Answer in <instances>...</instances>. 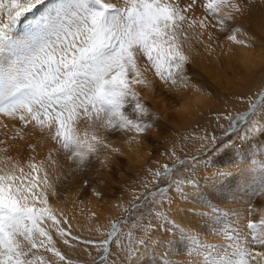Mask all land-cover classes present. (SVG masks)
<instances>
[{"label": "snow or ice", "instance_id": "obj_1", "mask_svg": "<svg viewBox=\"0 0 264 264\" xmlns=\"http://www.w3.org/2000/svg\"><path fill=\"white\" fill-rule=\"evenodd\" d=\"M198 3L53 0L26 35L16 36L17 20L45 0H0V117L12 124L9 136V124L0 121V264H72L53 233L64 245L74 241L82 248L87 259L81 264H149L142 257L161 250V264H174V256L180 264H264V207L258 210L249 199L243 215L222 210L217 202L229 196L239 203L236 176L213 159L264 137V88L248 99L246 111L223 117L229 123L222 135L205 130L182 135L179 147L174 141L164 153L172 165L148 168L134 180L143 191L130 192L128 203L117 205L123 215L106 231L73 235L67 217L53 208L67 181L96 165V171L112 170V157L123 153L110 137L131 143L157 128L160 118L150 115L141 95L155 87L149 71L163 87L187 90L186 49L194 42L210 48L225 39L253 47L241 21L251 15L254 0H207L199 18ZM32 136L50 145L39 160L37 144L8 143ZM82 183L90 187L87 179ZM260 188L253 195L264 196V181ZM91 193L103 198L96 187ZM205 234L217 242L201 240Z\"/></svg>", "mask_w": 264, "mask_h": 264}, {"label": "rangeland", "instance_id": "obj_2", "mask_svg": "<svg viewBox=\"0 0 264 264\" xmlns=\"http://www.w3.org/2000/svg\"><path fill=\"white\" fill-rule=\"evenodd\" d=\"M256 1L258 2L259 10L262 11L260 13L264 14V0H256ZM45 12H46V9L44 7H41L39 8V10H35V15H33V13L27 14L25 15L24 19L41 18ZM248 19L249 17L245 15L241 23L244 29L249 33V37H254V39L250 40V43H252L253 47L249 49H251L252 51H259V52L264 53V30H262L259 27L256 28L254 24L251 25L252 22ZM240 38H245V37H240ZM221 40L214 41L211 47L209 48V51L207 52V55L217 54V56L215 55L214 57H202V58L199 57V54H198L200 51L199 45L192 49L197 55V57L196 58L192 57V62H190L188 66L187 75L191 77V87L189 88V90L196 89V91L201 92L203 95H206L207 97V105L203 109L198 110V115H196L195 121H193L195 122L193 124V127L195 128L196 131L193 133V130L189 128V130L188 129L184 130L185 132L184 131L181 132L182 130H180L181 134L175 133V131H173L174 127L171 126V122L173 121L171 117H169L167 121H164L163 127L166 130L163 131V133H161V131L159 130L161 126L160 127L157 126V128L153 129L158 134H160V139H157V141H155L153 144L150 142L152 146H155V148L151 152L150 161L148 163H144L142 166L145 172H142L140 169H138L135 171H128L126 173L125 172L117 173L116 167L118 166L116 167L114 166L112 170H114L115 173L114 174L110 173L109 176L113 178V181H114L113 183L119 187L114 188V192H115L114 196L111 195V197L109 198L103 197L102 200H100V203L108 199V200H112V202H115L117 205L127 204L128 201L131 199L130 192L142 191L141 190L142 188L140 187V185L138 183H133V181L146 176L147 175L146 169L151 168L155 170L157 168H160V166L163 164H168L169 166L172 165L173 161L170 160L168 156L165 155L164 153H166V151L172 147V143L174 141L177 142V145L179 147L180 137L182 135L187 136L191 134L193 137H195L197 135H202L205 130L209 134H212V135H216V136L222 135L223 130L227 128L228 123H229L226 119H223V117L228 114H232L234 116L239 112L246 111L248 108V99L249 98L253 100L256 99V94L261 90V88H264V59L263 61L260 60L262 64L258 66L255 72L252 71V74L251 73L244 74L245 70L241 66V63L237 61V57L235 59L234 54L232 53H230L231 55L227 54V51L223 47V39ZM210 51L214 54H211ZM193 68L198 72V74L197 72H195ZM151 75L152 77L154 76L153 72L149 71L148 73V78L150 77L149 79H151ZM151 80H153L154 84L156 85L154 90L156 91L158 89L157 92L159 93L161 92L159 90L162 89L163 91L161 93L164 95L163 97H165L167 101H169L170 103L172 102V104H175L174 99L176 98L175 101L177 100V97L175 96L176 93L174 92L175 94L173 93L174 95L173 96L170 92V90L172 91V89H168V88L165 89V87H163L162 84L160 85V83L155 78H152ZM246 88H249V89H246ZM173 90L178 91L180 89H173ZM245 90H248V92H246ZM185 91L186 90L184 91L181 90V93L183 94V92ZM145 92H146V88L142 90L141 95L143 96ZM239 95H243L244 97L243 101H240L237 99V96ZM143 99H144V102L147 103L146 105L152 106L151 101H148L146 97H144ZM128 111L130 112V108L128 109ZM213 120L215 122H218V125L216 126V128H215V125H213L215 123L210 124V122L211 121L213 122ZM221 125L223 127H220ZM195 147H198V142L189 144V150L192 148L195 149ZM190 152L192 151L190 150L189 153ZM178 155H181V158L183 157V153H180L179 151H178ZM125 159L126 158L123 159L124 161L123 160L117 161L119 166L122 167L126 165ZM213 159L218 161V166L222 170L230 169L232 166H236L235 171L233 170L230 171L234 175H236L235 172L238 166L236 161L241 160V163H245L246 165H248L247 169L249 171L246 170L247 172L259 173L258 175L261 178V181H264L263 179L264 178L263 177L264 176V137H257L253 139L250 146H247L244 148L238 147V148L231 149V153L227 156H224L223 153L219 154V156H216L215 154H213ZM249 166H252V167L249 168ZM241 168L243 170L245 169V167H241ZM160 170L162 171L163 169L161 168ZM104 172L105 170H102L100 171V174L103 175ZM101 175L100 177L103 178L101 179V181L104 182V180L107 178ZM134 177H136V179H134ZM86 179L89 181L88 178ZM254 182L259 183L258 181H254ZM257 183L255 184L257 185ZM235 187L236 186L234 185V189ZM260 190L261 188L260 189L257 188V190L255 189L251 191L249 190L245 191L247 196L249 195L246 198L247 201H249V199L252 198L251 199L252 204L255 207L257 206L256 207L257 209L259 208L261 209L262 207H264V197L253 195V193H258ZM70 191L61 193L60 198L57 199L56 204L60 205L61 202L65 201L70 195L71 193ZM241 195H238V197H236L239 203H233V200L226 199L227 201L223 200V201L217 202L218 206L222 210H229V209L236 208L240 211L241 215H243L244 208L247 206V204L244 203L243 198H241ZM228 204L229 205L231 204V205L229 206ZM53 206L56 207V205H53ZM65 207H66V203L64 202V205L60 208L64 209ZM101 207L102 206L98 205V206H95L94 209L87 208L88 210L87 212H90V213L92 211L99 212L101 210L102 216L106 218L107 222L108 220L110 222L112 220L119 219L123 215L121 209L117 207L119 210V213L115 215L112 219L111 214L109 212V207L104 206L102 209ZM57 212H59V208H57ZM110 217H111V220L109 219ZM252 218L253 220L258 222L260 216L255 215ZM45 226L51 227V222H48L47 225ZM107 226L108 224H106L104 221V224L100 223L96 228H99L103 232L107 230L108 228ZM70 231L72 232L71 229ZM85 232H87V227L84 233ZM93 234H96V233L94 232ZM84 237L86 236L84 235ZM74 244L76 245V242L70 241V245H72L71 249L75 248ZM65 248L68 249L67 245H65ZM60 251L62 252L63 250L60 249ZM113 251L115 252V246H113ZM63 254L67 257L68 260L72 262V264H81L82 261L87 259V258L83 259L84 257H81L83 255L77 256L75 253L72 252V250L71 251L69 250L66 254L65 253ZM93 254L95 255L96 253H93ZM46 258H47V255H46Z\"/></svg>", "mask_w": 264, "mask_h": 264}, {"label": "bare ground", "instance_id": "obj_3", "mask_svg": "<svg viewBox=\"0 0 264 264\" xmlns=\"http://www.w3.org/2000/svg\"><path fill=\"white\" fill-rule=\"evenodd\" d=\"M206 2H207V0H199L198 10L195 13V15L198 18L202 17L204 15L205 10H204L202 5ZM52 4H53V0H45V4L43 7L47 10L52 6ZM260 12H262V11L259 10L258 2L256 0H254V4L250 9L251 15L250 16L247 14L246 15L249 17L248 20H250L252 22L251 25L254 24L256 28L259 27L262 30H264V14H262ZM31 13H33V15H35V10H33V12H31ZM27 14H30V13H25L24 16H21L17 20V22H16V24L12 30L14 35H16V36L26 35L30 31L32 26H34L36 24V22L40 19V18H30V17H29L30 19H24L25 15H27ZM205 44H207V41H205ZM198 45L200 47L199 48L200 51L198 53L199 57L202 58V57H214L215 55L217 56V54L207 55V52L209 51V47H205V45H201V44L194 42L193 47L186 49L187 54L190 57V62H192V57H194V58L197 57V55L195 54V52L192 49ZM223 47L227 51L228 55H231L230 53H232V54H234L235 59L237 57V61L241 63V66L245 70L244 74H247V73L252 74V71L255 72L257 70L258 66L260 64H262V62H260V60L263 61V59H264V53L259 52V51H252L249 48H244V47H241L239 45H233L232 43H230L224 39H223ZM210 53L214 54L211 51H210ZM201 58H199V59H201ZM240 63H239V65H240ZM194 70H193V72H194ZM195 72H197V71L195 70ZM197 74H198V72H197ZM152 78L157 79V81L161 85V82L159 81L158 78H156L155 76L152 77V75H151V79ZM158 82H156V83H158ZM154 89H155V87H152L151 85L149 87H147L146 92L143 94V98L146 97L148 99V101H151L152 106H148V105H146L147 103L144 102L145 105L149 108L150 115L151 116H158L160 118L157 126H159V127L164 126V121H167V119H169V117H171V119H173V121L171 122V126L174 127L173 131H175V133L181 134V132H183L186 129L189 130V128L192 129L193 133H194L196 130L193 127V124L195 123L193 121H195V117H196V115H198V110L203 109L207 105L206 95H203L201 92L196 91V89L195 90L194 89H190V90L188 89L185 92H183V94L181 93V90L174 91L172 89V91L170 90L171 94L173 95V93L175 92L176 93L175 96L177 97L176 101H175L176 98L175 99L173 98L175 104H172V102L170 103L169 101H167V99L165 97H163L164 95L161 93L163 91L162 89L159 90V91H161L159 93L157 92L158 89L156 91ZM246 89H249V88H246ZM245 91L248 92V90H245ZM168 93H169V91H168ZM168 96H167V98H168ZM163 115H164V117H163ZM0 121H2L3 123L9 124L8 135L11 136L12 135V124H11V122L9 120L5 119L4 117H0ZM211 123L212 124L215 123V124H213V125H215V128L218 125V122H215L214 120H213V122L211 121L210 124ZM180 130H182V131L180 132ZM170 131H171V129H170ZM131 135H135V134L134 133L128 134V136H131ZM4 136H5V130L2 127H0V139H4ZM110 139H112L114 141L116 146L120 147V149L123 153V155H114L112 157V160H111L112 169L114 166L115 167L118 166V167H116L117 173H122V172L126 173L128 171H135L138 169H140L142 172H145V170L142 166L144 163H148L150 161L151 152L155 148V146H152L151 143L153 144L155 141H157V139H160V134H158L156 131L153 130L148 135H146L144 137L137 136L136 140L132 141L131 143H125L124 142L125 139H127V137L117 136V137H110ZM137 141H139V143H137ZM8 143L16 145V148H19L21 146V144H23V145H27L28 143L37 144V153H38L37 160L43 158L46 155L47 148L50 146L46 142H42L37 136H32L31 138H26L23 142L9 141ZM16 148H10V154H15ZM190 150L192 152H190L189 154H195V152H194L195 149L192 148ZM124 158H126L125 159L126 165L121 167V166H119L117 161H122ZM236 163L238 166H237L236 172H235L236 180L234 181V185L236 187H235L234 191H235L236 197H238V195L242 194L241 198H243L244 203H246L247 202L246 198L249 195L247 196L245 191L246 190L251 191V190H255V189L257 190V188L260 189L261 178L258 175L259 173L247 172L246 170H248L247 169L248 165H246L245 163H241V160L236 161ZM239 164H240V166H239ZM99 167H100L99 165H96L93 168H90L89 170H87L85 173L79 174L75 179L67 181L63 185V187L61 188V193L69 192L70 190H71L70 191L71 193L65 201L61 202L60 205L56 204L57 199L52 201V204L56 205V207L59 208V212H57V208L53 206L54 210H56L58 217H59L60 212H62L67 217L68 223L71 225L70 229L72 230L73 235H82V236L85 235L86 237H89V236L95 237L96 234H93L94 232L89 233V231H88L89 228L96 229V227L100 223L104 224V221L106 224H108L107 227L110 226L109 220H108V222L106 221V218L104 216H102L101 210L99 212L92 211L90 213V212H87L88 211L87 208L94 209L95 206L99 205V206H102L101 207V209H102L104 206H108L112 219L115 215H117L119 213V210L117 208V204L115 202H112V200L106 199L100 203V200H102V199H97L96 197L91 195L92 194L91 193V187H96L98 190H100L103 193V197L109 198V197H111V195L112 196L115 195L114 188L119 187L113 183L114 182L113 178L111 176H109L110 173H113V174L115 173L114 170L110 171L108 168H102L100 171L105 170V172L103 175H101L100 171H96V168H99ZM235 167L236 166H232L230 169H224V170L235 171ZM241 167H245V169L243 170ZM250 167H252V166H249V168ZM100 175L107 178V179H105L104 182L101 181V179H103V178H101ZM86 178L89 179L90 187H88V188H85L83 186V183H82V180L86 179ZM134 179H136V177H134ZM201 181L203 183V180H201ZM254 181H258L260 184L257 182H254ZM255 183H257V185H259V186H257ZM141 190L143 191V189H141ZM227 200H232V197L229 196L227 198ZM64 202L66 203V207L64 208V209L67 208L66 210L60 208L64 205ZM229 202H231V201H229ZM232 205H233V203H232ZM242 205H243V203H242ZM111 217L109 218L110 220H111ZM243 223L246 224V221H244ZM65 226H67V225H65ZM86 227H87L88 233L87 232L84 233V231L86 230ZM53 235H54V239H57V246H59L60 249L63 250L62 251L63 253L66 254L69 250L70 251L72 250V252L75 253L77 256L83 255V256H81V257H84L83 259L87 258L86 255L83 254L82 248L80 246H76L74 244L75 248L71 249L72 245L71 246L67 245L68 249H66L65 245L62 243V241L55 236V233H53ZM200 239L207 242V243H216L217 242V238L213 235L205 234V235H202L200 237ZM161 251H158L155 255H150L146 258L142 257V259H147L149 264H161V261H164L166 258V253L162 255ZM93 253H95V252H93ZM173 259H174V264H180V261H181L180 257L174 256Z\"/></svg>", "mask_w": 264, "mask_h": 264}]
</instances>
